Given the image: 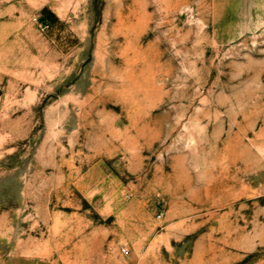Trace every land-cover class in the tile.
I'll return each mask as SVG.
<instances>
[{"label":"rangeland","instance_id":"1","mask_svg":"<svg viewBox=\"0 0 264 264\" xmlns=\"http://www.w3.org/2000/svg\"><path fill=\"white\" fill-rule=\"evenodd\" d=\"M0 264H264V0H0Z\"/></svg>","mask_w":264,"mask_h":264},{"label":"built area","instance_id":"2","mask_svg":"<svg viewBox=\"0 0 264 264\" xmlns=\"http://www.w3.org/2000/svg\"><path fill=\"white\" fill-rule=\"evenodd\" d=\"M120 251H121L122 254H127V249H126V247H124V246H122V247L120 248Z\"/></svg>","mask_w":264,"mask_h":264}]
</instances>
